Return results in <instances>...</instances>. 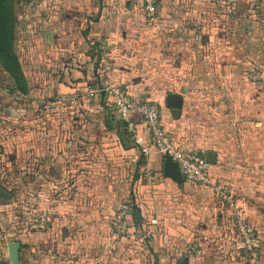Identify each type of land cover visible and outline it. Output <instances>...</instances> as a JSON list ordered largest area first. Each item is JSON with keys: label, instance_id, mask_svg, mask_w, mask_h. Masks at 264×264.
<instances>
[{"label": "crops", "instance_id": "obj_1", "mask_svg": "<svg viewBox=\"0 0 264 264\" xmlns=\"http://www.w3.org/2000/svg\"><path fill=\"white\" fill-rule=\"evenodd\" d=\"M28 2L35 11L19 21L16 45L27 104L0 99V135L16 114L26 120L22 137L0 138L6 204L0 218L17 221L7 180L22 176L20 228L39 213L48 216L49 228L21 235V263L112 264L119 258L113 264H126L110 222L131 203L140 220L127 218L124 243L143 226L168 264L185 257L189 264H256L228 230L239 216L264 222V93L246 77L248 70L264 72V14L253 8L264 7V0H155V18L142 0ZM244 4H251L245 12ZM248 18L261 27L236 21ZM239 35L255 40L240 43ZM106 67L115 84L158 103L175 144L204 159L215 155L211 175L228 189L229 202L210 188L165 177L164 157L141 153L107 96L83 97L102 82ZM75 94L81 100L73 117L56 101ZM169 94L183 98L179 116L166 106ZM133 121L150 144L142 119ZM145 163L153 180L144 178Z\"/></svg>", "mask_w": 264, "mask_h": 264}, {"label": "built area", "instance_id": "obj_2", "mask_svg": "<svg viewBox=\"0 0 264 264\" xmlns=\"http://www.w3.org/2000/svg\"><path fill=\"white\" fill-rule=\"evenodd\" d=\"M144 10L150 18L157 15V6L155 0H142ZM110 67L104 69L102 82L89 88L83 97L87 99L98 95L107 96L112 103L115 114L126 125L128 133L132 136L134 144L140 149L141 153L147 157L154 150L163 157L169 155L172 161L179 166L181 174L186 182L210 188L223 200L230 201L228 189L221 183L216 182L211 175V165L199 155L195 150L185 149L175 144L167 134L162 125L161 112L158 103L142 101L136 96L130 94L127 90L115 84L109 77ZM246 77L262 84L264 93V72L258 69H252L247 72ZM12 97L17 101H23L26 97L19 92H13ZM81 97L79 94L73 96H61L56 101L66 109L70 116L77 115V107ZM138 116L144 122L149 134L150 144H146L143 137L138 133L137 125L133 118ZM144 178L154 179V171L148 163L143 168ZM133 205L123 203L112 217L110 229L113 236L118 237L125 233L127 218L132 214ZM236 224L240 236L241 249L252 256H256L257 251L263 244V238L258 229L250 222L237 217ZM49 228V218L45 213H39L36 220L26 229L15 226L0 235L1 243L6 247L10 242H20L22 234L29 231H47ZM10 264H13L10 262ZM24 264V263H20Z\"/></svg>", "mask_w": 264, "mask_h": 264}, {"label": "rangeland", "instance_id": "obj_3", "mask_svg": "<svg viewBox=\"0 0 264 264\" xmlns=\"http://www.w3.org/2000/svg\"><path fill=\"white\" fill-rule=\"evenodd\" d=\"M18 3L16 4L15 2V13H16V18L17 21L19 23V21L23 20L22 18L25 16H29V13L34 12L35 9L32 6H29V2L26 0H16ZM251 7V4H244L243 5V10L244 12L247 11L248 7ZM254 10L263 13L264 14V7H262V4H258L255 5ZM238 21L241 26L244 28L247 24H252V26L254 25V20H250L248 19H239L236 20ZM261 24L258 22V20L255 22V25L257 28H259ZM20 28V26L17 24V31ZM261 27V26H260ZM243 30V29H242ZM244 31V30H243ZM18 33V32H17ZM18 36V34H17ZM251 38V39H250ZM255 36H249V38H245L243 35H239L236 37V40L240 43H243V41L247 42L249 39L254 41ZM18 40V37H17ZM251 44V43H250ZM17 45V43H16ZM247 45V44H246ZM259 70V69H258ZM250 70H248L247 72H249ZM246 72V74H247ZM14 91V81L11 79V76L9 75V73L7 72V70L5 68H3L0 65V99L6 103V102H16V105H23V104H27L25 103V101H17L12 97V92ZM7 104V103H6ZM40 105V104H39ZM26 120L24 119V117H19V115L16 114V118L13 119V121H10V123H6L4 126L6 127L4 129V133L2 135H0V138H6L9 135H15L16 138L18 137H22L23 136V127L25 125ZM21 128V131L19 133L18 129ZM11 129L16 130V133H11ZM23 154V151L21 153V156ZM19 160H22V157H19ZM3 172V171H2ZM10 184L9 187L11 188V192H13V196H14V205L13 207H11V216L16 217V222L15 223H10L8 221V219H1L0 218V235L2 232L4 231H8L10 229H12L15 226H23L25 224L24 221V214H23V204H24V196L22 195V191H23V183L24 180L22 178V176H20L18 179L16 180H7ZM16 182L19 186V192H14L12 185L13 182ZM6 205L4 200H2V197L0 198V213H2L1 208H3V206ZM4 210H6V208H3ZM1 215V214H0ZM114 216V215H113ZM241 217V216H240ZM243 219H245L246 221L252 223L259 231L260 235L263 238V244L261 246V248L257 251V254L255 256V260L256 264H264V222H255L254 220L251 219H246L245 217H241ZM112 220V219H111ZM111 223V222H110ZM127 225L125 228V233L121 236H118L116 238H118L117 242L118 245L120 246V250H121V254L122 255H126L123 258H125V263L126 264H168L166 260L163 259H159L157 256V253H155V238L152 236V234L150 233V230L148 228H141V230H137V234L136 236H132L131 239H127V241L124 243V241L122 239H126L128 237V233L127 232ZM111 232V229H110ZM229 234L232 235H236L239 236V232H238V226L236 224V221L232 227V231L228 230ZM112 234V232H111ZM113 236V234H112ZM115 237V236H114ZM238 241H240V236L238 237ZM122 242V244H121ZM137 242V243H136ZM219 248V247H218ZM6 249V245L1 243L0 241V251H4ZM232 250V249H231ZM240 251H243L240 247ZM244 254H247L245 252H243ZM249 255V254H247ZM183 256V255H182ZM252 256V255H251ZM183 257L180 258V260ZM4 259L10 264L8 255H6L4 257ZM116 261H119V258H116L113 263H115ZM112 263V264H113Z\"/></svg>", "mask_w": 264, "mask_h": 264}, {"label": "trees", "instance_id": "obj_4", "mask_svg": "<svg viewBox=\"0 0 264 264\" xmlns=\"http://www.w3.org/2000/svg\"><path fill=\"white\" fill-rule=\"evenodd\" d=\"M15 2L18 3L16 0H0V65L7 70L14 81V91H12L27 95L28 83L16 50L18 21ZM132 217L138 223L140 220L138 208L133 207ZM5 256L6 252L0 251V264H9L4 259Z\"/></svg>", "mask_w": 264, "mask_h": 264}, {"label": "water", "instance_id": "obj_5", "mask_svg": "<svg viewBox=\"0 0 264 264\" xmlns=\"http://www.w3.org/2000/svg\"><path fill=\"white\" fill-rule=\"evenodd\" d=\"M166 106L172 109L174 114L179 116L183 107V98L177 94H169L166 98ZM205 159L209 165H215V155L212 152H208L205 155ZM163 174L165 177L172 179L178 185H182L184 183V178L181 174L178 164L172 161L169 155H166L163 159ZM2 193V196L6 198L7 194L5 192ZM20 248L21 244L19 242L8 243V258L11 263H21ZM180 264H189V257L183 258Z\"/></svg>", "mask_w": 264, "mask_h": 264}]
</instances>
